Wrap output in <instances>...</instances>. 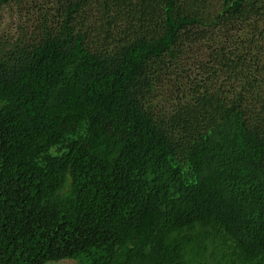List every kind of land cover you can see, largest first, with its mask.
<instances>
[{
  "label": "trees",
  "instance_id": "16d2710c",
  "mask_svg": "<svg viewBox=\"0 0 264 264\" xmlns=\"http://www.w3.org/2000/svg\"><path fill=\"white\" fill-rule=\"evenodd\" d=\"M37 9L0 38V264H264V0Z\"/></svg>",
  "mask_w": 264,
  "mask_h": 264
},
{
  "label": "rangeland",
  "instance_id": "374dc122",
  "mask_svg": "<svg viewBox=\"0 0 264 264\" xmlns=\"http://www.w3.org/2000/svg\"><path fill=\"white\" fill-rule=\"evenodd\" d=\"M46 5V0H23L13 2L10 6L0 11V38L15 37L18 33V26H27L32 30L38 18L37 6ZM49 264H89L83 260H63L50 262Z\"/></svg>",
  "mask_w": 264,
  "mask_h": 264
}]
</instances>
